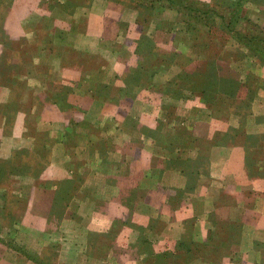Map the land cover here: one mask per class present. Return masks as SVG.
<instances>
[{
    "label": "crops",
    "instance_id": "crops-1",
    "mask_svg": "<svg viewBox=\"0 0 264 264\" xmlns=\"http://www.w3.org/2000/svg\"><path fill=\"white\" fill-rule=\"evenodd\" d=\"M39 3L22 9L26 4L15 0L0 18L1 30L15 39L13 46L0 39V118L12 104L19 123L4 133L15 143L10 150L50 151V167L63 171L46 182L31 177L45 183L40 192L71 182L69 207L84 228L95 221L101 238L99 216L147 215L150 208L172 221L194 218L186 226L172 224L189 231V262L264 261V159L248 175L241 169L247 140L242 132L227 140L245 119L254 128L264 120V66L244 68L253 53L214 24L197 33L207 43L197 55L192 33L178 31L189 25L178 23L182 17L171 10L142 16L133 0ZM252 19L264 27V13ZM16 52L20 63L5 68L3 54ZM243 85L251 97L235 95ZM237 103H247L246 116L235 110ZM200 145L210 162L197 174L191 161ZM248 182L246 190L237 187ZM210 215L223 224L207 225ZM138 226L136 246L149 231L145 221ZM168 230L156 245L183 246L182 235ZM170 259L184 262L178 254Z\"/></svg>",
    "mask_w": 264,
    "mask_h": 264
},
{
    "label": "rangeland",
    "instance_id": "rangeland-1",
    "mask_svg": "<svg viewBox=\"0 0 264 264\" xmlns=\"http://www.w3.org/2000/svg\"><path fill=\"white\" fill-rule=\"evenodd\" d=\"M14 1L0 0V18L5 17L10 12L8 7H11ZM20 1L22 4H26L22 9L28 8L30 4H36V2H40L42 7H50L58 2V0ZM133 1L141 8L142 16H152V14L161 13L163 10H171L180 18H184V20L182 18L178 20V23L186 22L189 25L178 31H185V34H188V31L190 34L192 33L190 44L195 46L197 55H202L207 47L205 40L197 38L199 35L197 33L209 29L214 24L222 25L223 14H226L224 22H228L231 12H235L236 9L235 21L228 23L230 25L227 26L228 31L233 32L234 36L246 35L251 32L258 35L264 33V27L261 23L252 19L253 14L255 16L264 13V0H242V4L239 0H216L218 6H221L219 9L212 8L209 3L202 0H194L211 8L212 11L209 10L208 19L198 16L199 13L196 15L193 12L187 13L174 8L151 6L150 0ZM254 6L260 8L259 13L257 12L258 8ZM2 28L3 26L0 25V31H2L0 32V39L3 44L13 46L15 39L10 37L11 31L1 30ZM223 29L226 30L224 27ZM231 32L228 33L231 34ZM193 33L196 34L195 37H193ZM179 41L183 40L179 39ZM219 41V39L215 42L210 41L209 44L215 46L214 43ZM262 44H264L263 38H255L250 44H242L253 53L250 58H255L252 63H245L244 68H258L259 70L264 66V57L255 51V49L262 50L261 48H264ZM3 55L5 68L11 69L20 63L18 52ZM7 72L11 76V72ZM235 95L248 98L252 96V93L248 87L243 85L239 87ZM245 104L247 103H237L235 110L246 116L248 109ZM6 107L7 116L0 118V264H203L201 262H189L193 257V247L187 246L189 231L185 229L179 232L178 226H172V224L182 223L186 226L194 221L192 216H181V220L172 221L169 215L155 214V209L149 208L150 212L147 215H124L114 212L99 216L102 238L97 235V223L95 221L91 227L84 228L85 222L81 223V215L73 212L74 208L69 207L70 198L67 200V196L69 197L72 192L71 182H65L61 185L57 183L56 186H60L61 190L56 191L49 189L51 184L48 185L47 183L48 189L43 190L42 193L39 186L43 187L42 185L45 183L32 182L31 177L46 182L45 180L50 179L51 176L63 175L62 170L50 167L51 152L30 151L27 148L10 150L15 143L10 137L11 134L4 133L13 132L19 121H15V107L12 104L6 105ZM253 126L255 125L247 123L245 119L243 126L239 125L238 128L229 130L228 138L226 137L229 140L242 132L240 137L247 140V150H245L241 169L249 171L248 175L251 176L255 173L253 165L256 161L264 159V120H260L256 128ZM246 133H249L247 137L244 136ZM37 139L41 143L40 136ZM199 148L201 150L198 151L196 159L191 161V170L197 174L205 172L210 162L202 159L206 160V152L202 145ZM204 164H206V168ZM169 179H172L171 175ZM175 183L179 184V181ZM193 185L195 190L203 188V183L199 181ZM249 186H251V182L237 185L242 191ZM177 187L181 188L178 185ZM66 201H68L67 204ZM201 202L204 204L203 200ZM116 208L118 210V207ZM183 212L187 214L186 211ZM218 219L219 215L206 216V223L213 225ZM65 221L68 222L65 223ZM144 221L146 226H149V231H147V235H142V241L137 244L140 245L136 246L133 241L139 238V233L133 229H139L138 225ZM219 224H223V222H219ZM166 229H174V232L168 230L174 237H181L182 235L183 241L181 243L184 245L181 247L164 246V250L158 247L156 243L163 241L164 237L161 234H164ZM260 247L264 253V246L260 245ZM177 254L184 261L183 263L171 261L170 258L177 256ZM75 256H77V262L72 260ZM257 264H264V261L260 260Z\"/></svg>",
    "mask_w": 264,
    "mask_h": 264
},
{
    "label": "trees",
    "instance_id": "trees-1",
    "mask_svg": "<svg viewBox=\"0 0 264 264\" xmlns=\"http://www.w3.org/2000/svg\"><path fill=\"white\" fill-rule=\"evenodd\" d=\"M149 2L151 3V6L154 5L155 7L156 6H162V7H167V8H174V9H176L178 11H183V12H187V13L193 12L196 15H198V13H199L198 16H201L204 19H208L207 18L208 17V13H209V10H211L210 7L205 6V5H203V3L199 2V1H194V0H154V1H151L150 0ZM239 2H240V4L243 3L242 0H239ZM236 12H237V9L235 10V12H231L232 13L231 14V17H230L229 21L226 22V23L224 22L225 21L224 19H225L226 14L225 15L223 14V16H222L223 18H222V23H221L222 25L221 26H223L227 31L229 30L227 28V26H230V25H228V23L229 24L230 23H234V21H235V18H234L235 16L234 15H235ZM228 32H231V31H228ZM231 35L234 36L235 34L233 32H231ZM236 37L240 41H242L241 43L243 45H245V44H250L251 41L255 40V38H258V39L259 38H263L264 39V33L263 34H260L259 33V35H258L256 33L253 34L251 32L250 34H246V35L245 34H242V35H238ZM262 45L264 47V44H262ZM253 49H254V46H253ZM261 49L263 50L264 48H261ZM262 50L258 51L257 49H255V51L258 54H260L261 56L264 57V50L263 51Z\"/></svg>",
    "mask_w": 264,
    "mask_h": 264
}]
</instances>
